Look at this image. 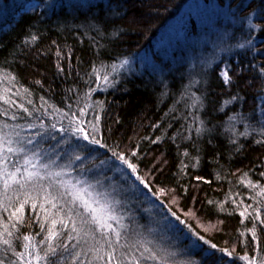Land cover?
<instances>
[{
  "label": "trees",
  "instance_id": "trees-1",
  "mask_svg": "<svg viewBox=\"0 0 264 264\" xmlns=\"http://www.w3.org/2000/svg\"><path fill=\"white\" fill-rule=\"evenodd\" d=\"M185 1L96 0L69 7L64 0H41V9L17 10L16 18L4 14L0 122L40 129L38 135L53 131L62 115L78 122L93 146L76 154L91 157L76 169H95L104 160L127 169V179H113L120 212H130L131 218L122 217L136 228L160 220L176 246L165 264H264V0L227 10L240 15L241 24L215 15L231 36L223 43L214 31V49L194 40L198 53L211 58L200 76L177 68L181 55L165 62L163 73H135L120 64L132 53L156 57L154 38ZM233 1L239 0L225 5ZM224 2L217 0L222 12ZM71 135L63 137L67 143ZM135 198L143 210L131 203ZM35 200L0 204V264H80L61 248L64 239L74 242L70 225H57L58 235L47 242L50 222L65 205L56 202L47 214ZM206 246L211 250L199 251ZM151 256L143 252L132 263L160 264L158 257L145 259ZM89 257L86 252L90 263L101 264Z\"/></svg>",
  "mask_w": 264,
  "mask_h": 264
},
{
  "label": "rangeland",
  "instance_id": "rangeland-1",
  "mask_svg": "<svg viewBox=\"0 0 264 264\" xmlns=\"http://www.w3.org/2000/svg\"><path fill=\"white\" fill-rule=\"evenodd\" d=\"M93 1L96 0H64L69 7H83ZM228 1L225 0L224 5L230 4ZM242 2L246 3L247 0L233 1L232 5H225L226 11L222 12L217 0H186L175 11L173 17V19L176 18L175 23H169L173 19L170 20L154 38L156 57L148 52L132 53V57L122 60L120 64L124 63L125 66L131 67L130 70L135 73L143 68L146 70L151 68L153 72L163 73L164 63L173 61L175 56L181 55V58L177 59V68L184 69L188 76H200L211 58L203 57L198 53L201 47H197L194 40L198 44L214 49L212 43L214 31L220 30L219 41L227 42L231 36L230 26L225 22L223 25L217 24L218 19L216 20L215 15L221 12L224 16L223 21L228 22L233 18L235 24H241L242 17L227 13V10L231 6L234 9ZM52 5L53 2H50L46 7L51 8ZM43 6L44 2L41 0H0V24L6 13L9 18H16L17 10H30L33 7L41 9ZM169 54L171 56L167 57ZM172 65L170 63V66ZM224 73L223 70V76ZM59 122L60 125L54 126L53 131L47 134L41 130L40 135H38L40 129L8 126L0 122V204L3 202L7 206L18 197L20 199L35 198V201L45 205L41 209L42 212L51 214L54 213L56 202L63 203L65 211L52 218L47 232V242L50 243L53 240L48 239V236L54 221L64 220L70 229L69 225L72 227V220H75L76 227L81 229L80 235L76 234L74 242L64 239L61 248L67 249L69 257L80 264L82 260L83 264H92L85 258L86 252L91 254V258L102 256L103 259L97 258V263L100 261L101 264H133L132 262L138 260L143 252L155 255L160 258V264H165L163 258L172 256L176 252V246L167 240V232L163 229L160 220L150 218L146 220V228H136L122 217L131 218L132 214L128 211L120 212L119 206H122V203L114 190L113 179L115 177H118V181H121L122 177L127 179V169L118 162L108 160L95 165V169H76L79 161L88 163L91 159L90 156L77 159L76 154L91 148L93 143L83 140L85 133L78 122L70 121L66 115H62ZM76 133L81 137H78ZM67 134H72L68 143L64 140ZM8 147L18 150L8 152ZM28 173H38V175L29 178ZM57 173L59 175H56ZM10 174H14V178H9ZM5 179H8L10 185L7 190L4 188ZM82 189H87L91 193L90 200H99L101 203L110 205L111 215L117 219L108 220V223L121 233L119 242L116 241L111 229L97 230L98 226L95 224L82 223V220H89L90 217L79 203H73V193ZM130 190L126 189L123 194H127ZM136 195L138 197L137 193ZM138 198L131 203L135 208L143 210L144 206ZM131 203L129 202L130 205ZM2 209L0 207V210ZM2 224L3 221L0 219V226ZM59 224L56 223L55 227ZM85 232L88 233L87 236L84 235ZM109 241L112 242L111 248L108 246ZM146 247L150 250L145 251ZM97 249L99 252L96 251ZM209 250L211 249L206 246L199 251L204 254ZM108 252H112L117 259L104 262ZM91 258L89 257L90 261L95 262Z\"/></svg>",
  "mask_w": 264,
  "mask_h": 264
},
{
  "label": "snow or ice",
  "instance_id": "snow-or-ice-1",
  "mask_svg": "<svg viewBox=\"0 0 264 264\" xmlns=\"http://www.w3.org/2000/svg\"><path fill=\"white\" fill-rule=\"evenodd\" d=\"M105 79H107V78L105 77ZM224 79H225V82H227L229 80V76H228L227 72L224 73ZM197 131H199V129ZM87 138L88 137L85 136V139H87ZM9 143H11V142H9ZM17 150L18 149H13L12 147L7 148L8 152H13V151H17ZM77 159H79V157H77ZM44 167H47V165H44ZM129 167H131V165H129ZM33 175H38V173H28L29 178H31ZM56 175H59V173H57ZM9 178H14V174H10ZM16 182L18 183V181H16ZM8 187H10L8 179H5L4 180L5 190H7ZM89 197H91V193L87 189H82V190H79V191L73 193V203H79V205L84 208L85 212L90 217L89 220H82V223L95 224L98 226L97 230L111 229L113 234L116 237V241L119 242L121 233L119 231H117L115 228H113L111 224L108 223V220H116L117 219L114 215H111L110 205H108L106 203H101V201H99V200H94V201L90 200ZM53 207H55L54 204H53ZM241 215H243V213ZM69 219L72 220L71 217H69ZM117 222H119V221H117ZM56 223H60V224L64 225L65 228L67 227V222L64 220H60L58 222L54 221L53 222V228L49 231L48 239H50V240L55 239L56 236L58 235V233L55 231ZM121 227H123V225H121ZM71 231L76 233L77 236L80 235L81 229H78L76 227L75 220H72ZM84 235L87 236L88 233L85 232ZM25 239L27 240L29 238L25 237ZM69 239H76V237H73L71 234H69ZM4 243H7V241H4ZM108 246H109V248L112 247L111 241L108 242ZM121 246H123V245H121ZM73 247H75V245ZM213 247H215V246L213 245ZM65 250H67V249H65ZM96 251L99 252V249H97ZM145 251H148V249H145ZM55 252H56V249L54 247H50L49 253L55 254ZM77 256H79V253H77ZM107 256H108L109 262L115 261L117 259V257L114 256L112 252H108ZM44 258L45 257H37V259H44ZM97 258L103 259L102 256H99ZM147 258L156 259L157 257L155 255H152L151 257H145V259H147Z\"/></svg>",
  "mask_w": 264,
  "mask_h": 264
}]
</instances>
